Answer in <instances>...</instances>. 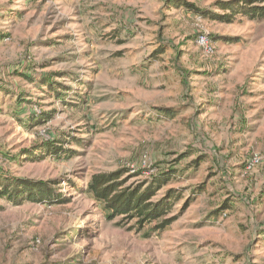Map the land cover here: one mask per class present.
I'll use <instances>...</instances> for the list:
<instances>
[{"label": "rangeland", "instance_id": "obj_1", "mask_svg": "<svg viewBox=\"0 0 264 264\" xmlns=\"http://www.w3.org/2000/svg\"><path fill=\"white\" fill-rule=\"evenodd\" d=\"M219 1L0 0V185L57 194L0 198V264H264V17L224 21ZM167 170L163 229L87 191Z\"/></svg>", "mask_w": 264, "mask_h": 264}, {"label": "trees", "instance_id": "obj_2", "mask_svg": "<svg viewBox=\"0 0 264 264\" xmlns=\"http://www.w3.org/2000/svg\"><path fill=\"white\" fill-rule=\"evenodd\" d=\"M169 1L177 6H185L188 11L195 14L206 16L203 11L186 2V0ZM216 7L224 11L222 19L224 21L231 20V16L238 13L251 19L264 17V6L254 5V0L219 1L216 3ZM227 12H230V15ZM215 16L220 17V15ZM58 150L60 149H57L55 145L46 143L39 149V154L57 155ZM31 153L26 151L24 155H30ZM122 175V171L94 175L87 187V191L108 212L107 217L109 219L112 220L117 216H127L130 219H137L136 224L140 227L147 223L151 224L162 220L157 229L165 228L174 220V218L165 219V217L172 209V205L177 199L176 195L169 194L155 203L151 202L152 197L167 184L168 180H171L173 171L167 170L152 176L145 183L143 189L141 187L130 190L122 188L118 181ZM1 181L4 183L0 185V198L12 204H21L24 201L45 203L56 200L55 190H52L45 183L18 178L8 179L2 176Z\"/></svg>", "mask_w": 264, "mask_h": 264}, {"label": "built area", "instance_id": "obj_3", "mask_svg": "<svg viewBox=\"0 0 264 264\" xmlns=\"http://www.w3.org/2000/svg\"><path fill=\"white\" fill-rule=\"evenodd\" d=\"M200 41L202 43H205V37H201ZM262 161V158L255 154L252 156V158L247 162L246 166H245V171L249 172L251 170H253L255 167H257Z\"/></svg>", "mask_w": 264, "mask_h": 264}]
</instances>
